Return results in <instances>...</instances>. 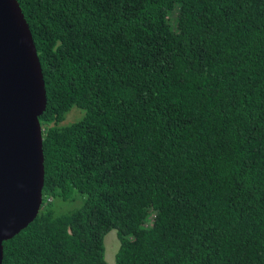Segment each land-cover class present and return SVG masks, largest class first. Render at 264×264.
<instances>
[{"label":"trees","instance_id":"1","mask_svg":"<svg viewBox=\"0 0 264 264\" xmlns=\"http://www.w3.org/2000/svg\"><path fill=\"white\" fill-rule=\"evenodd\" d=\"M16 1L44 183L2 264H107L112 230L115 264H264V0Z\"/></svg>","mask_w":264,"mask_h":264},{"label":"water","instance_id":"2","mask_svg":"<svg viewBox=\"0 0 264 264\" xmlns=\"http://www.w3.org/2000/svg\"><path fill=\"white\" fill-rule=\"evenodd\" d=\"M34 41L16 0H0V264L3 242L33 222L42 205L39 117L46 106Z\"/></svg>","mask_w":264,"mask_h":264},{"label":"rangeland","instance_id":"3","mask_svg":"<svg viewBox=\"0 0 264 264\" xmlns=\"http://www.w3.org/2000/svg\"><path fill=\"white\" fill-rule=\"evenodd\" d=\"M83 111L74 107L65 116L62 125H67L80 120L83 116ZM85 197L76 194L74 199L71 201H62L61 199H55L53 201L54 207L57 213L65 214L78 209L83 204ZM104 247H105V260L107 264H115V254L119 247V241L115 230H112L106 234L104 237Z\"/></svg>","mask_w":264,"mask_h":264}]
</instances>
